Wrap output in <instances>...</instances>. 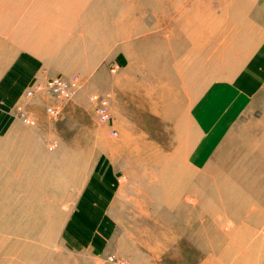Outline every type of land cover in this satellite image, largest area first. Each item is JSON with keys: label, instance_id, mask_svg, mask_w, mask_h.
<instances>
[{"label": "rangeland", "instance_id": "1", "mask_svg": "<svg viewBox=\"0 0 264 264\" xmlns=\"http://www.w3.org/2000/svg\"><path fill=\"white\" fill-rule=\"evenodd\" d=\"M258 1L0 0V264H205L220 245L264 264V81L195 118L219 80L250 91L236 41ZM72 76L69 100L25 97Z\"/></svg>", "mask_w": 264, "mask_h": 264}, {"label": "crops", "instance_id": "2", "mask_svg": "<svg viewBox=\"0 0 264 264\" xmlns=\"http://www.w3.org/2000/svg\"><path fill=\"white\" fill-rule=\"evenodd\" d=\"M255 8L256 9L245 18L241 28L238 30V34L242 35V40L236 41L237 48H242V50L246 52L244 53V59H250L246 65L248 68L245 69L246 78L252 82L250 91L246 92V87H243V90L241 88V91L236 94L235 91L230 89L232 86L229 85L227 80H219L217 85H215L211 91L205 95L204 107H202L201 111L199 109L196 111L197 116H195V118L202 130H207L206 115L211 114L213 99H220L223 103H226L228 100H231L232 102L234 99L240 100L242 98L251 97V95L253 96L257 88L260 86V83L264 81V0H259L258 5ZM236 82L238 83V80ZM204 83H206V80H200L198 88L205 85ZM237 83L234 84L235 87H237ZM0 87L4 88L5 83L0 82ZM3 88H0V98H2L5 93ZM233 105L234 106L230 108L232 109V114L235 113L234 115L239 114L245 106L243 103L241 105H238L237 103ZM227 123L228 119L223 122V124H225L224 128L227 126ZM97 184L103 186V182H97ZM109 196L110 193L107 195V198H109ZM219 238H221V236H219ZM220 241L221 240H219V242ZM219 248L220 251H216V253L218 252V255L209 256L205 264H228V257L227 255H224L225 251L221 250V245ZM206 252L211 253L212 255L213 250H207Z\"/></svg>", "mask_w": 264, "mask_h": 264}, {"label": "built area", "instance_id": "3", "mask_svg": "<svg viewBox=\"0 0 264 264\" xmlns=\"http://www.w3.org/2000/svg\"><path fill=\"white\" fill-rule=\"evenodd\" d=\"M114 72V68L111 69ZM78 77L72 76L69 79H62L59 77L50 78L44 82L34 84L29 90L26 91L25 97L31 98L38 93H47L55 96L61 100H69L74 97L79 88ZM89 103L92 105L93 112L99 123L105 124L110 120L109 103L106 97L92 94L89 98ZM49 116L56 118L60 115V110L57 107L49 106L46 109ZM20 119L27 127H34L35 121L26 113L20 115ZM112 137H116L117 134L114 131H110ZM49 150L53 149V145H49ZM110 262L114 264H122L118 261H114L109 258Z\"/></svg>", "mask_w": 264, "mask_h": 264}, {"label": "bare ground", "instance_id": "4", "mask_svg": "<svg viewBox=\"0 0 264 264\" xmlns=\"http://www.w3.org/2000/svg\"><path fill=\"white\" fill-rule=\"evenodd\" d=\"M12 1V0H11ZM85 1H87V0H85ZM83 5L85 6V4H84V2H83ZM163 7V6H162ZM155 9H157V10H159V11H161V4H156V6H155ZM128 14V15H127ZM127 14H125V12L124 13H122L120 16H118V17H116V19L114 20L113 19V23H112V25H114L115 27H117V28H119V29H122L123 27H126L125 25H128V24H131L132 23V20H131V16H130V11H128V13ZM114 18H115V16H114ZM129 20V22L127 23V21ZM135 26V25H134ZM135 28V27H134ZM133 31L134 30H132L131 32H129L128 33V35L129 36H131L132 34H133ZM187 33H190L189 32V29L186 31ZM244 238V237H243Z\"/></svg>", "mask_w": 264, "mask_h": 264}]
</instances>
